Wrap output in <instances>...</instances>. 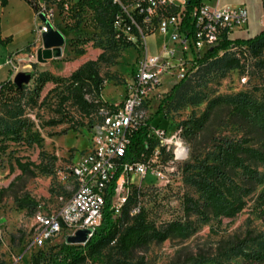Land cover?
Instances as JSON below:
<instances>
[{"label":"rangeland","instance_id":"374dc122","mask_svg":"<svg viewBox=\"0 0 264 264\" xmlns=\"http://www.w3.org/2000/svg\"><path fill=\"white\" fill-rule=\"evenodd\" d=\"M71 1L77 3L80 0ZM52 5L50 2L44 5L45 10L38 13L34 20L33 14L41 10L37 5L34 11L25 0H7L5 5L0 4V25L7 32L6 35L17 30V24L24 19L32 20L31 31L20 32L14 36L13 41L0 44V56L6 58L9 54L5 51L7 45L15 50L37 40L40 37L38 28L43 23L47 27L54 25L60 29L58 32L66 40L63 46L64 56L40 62L37 49L42 43L36 41L26 48L30 60L10 58L16 68L7 62L0 67V82L8 78L10 70L13 71L10 78L12 80L19 72L32 76L29 83L23 85V94H15L7 89L0 96V146L5 147V150L0 149V264H35L37 259L44 258L50 248L67 242L66 235H59L45 246L32 244L35 212H56L75 189L70 172L78 145L69 143L68 138L84 140L89 137L91 130L90 119L72 101L61 103L65 92L64 80L80 65L90 60L96 61L103 54V59L97 61L99 74L105 80L102 98L110 103L120 102L138 56L132 47L114 45L109 32L94 22L88 13L59 17ZM239 5L246 6L249 23L243 30L236 29L232 37L248 39L264 30L261 25L263 0H221V6ZM52 10L55 13L53 25L45 14ZM147 43L149 52L154 54L160 45V38L149 37ZM78 49H82L84 53L78 54ZM2 61L4 58H0V62ZM245 67V73L237 69L222 72L217 67L209 73L202 72L184 101L179 98L172 102L163 101L177 84L167 81L162 86L165 92L162 97L145 105L144 119L165 128L169 135L181 130L180 138L187 149L185 160L175 166V172L167 186L149 189L146 185L156 181L150 173L143 182L138 176L130 179V191L134 188L141 189L143 195L140 197L139 207L144 208L157 227L165 226L175 219L182 218L185 222L182 210L184 198L199 197L196 189L185 180L182 170L185 163L203 158L212 147L214 138L222 136L238 139L244 133V128L231 118L229 105L215 100L246 93L254 100L264 103V53L260 58L246 60ZM45 76L59 78L61 81H49L38 92L40 80ZM242 77L246 78V83L242 82ZM161 102H164L163 109L161 113H157ZM206 111L208 119L202 127L197 128L196 120ZM93 119L98 121L96 116ZM8 128L16 134H4V130ZM27 129H31L33 134L42 139V149L36 143L29 142ZM42 150L48 156L47 161L56 158L52 174L41 173L35 167L22 173L17 168L16 158H20L23 163L39 164ZM161 160L165 161L166 157L163 155ZM260 171L264 174V167ZM262 192L264 183L256 186L245 209L232 219L197 222L189 232L174 234L161 243L151 242L145 249L135 253V262L143 259L146 264H193L191 258L200 254L199 262L206 261L205 264H242L240 258L221 256L219 248L235 238H256V241L248 243L249 251L256 249L260 241L264 240V206L261 207L258 199ZM190 220L194 221L195 218L191 217ZM115 252L104 249L87 258L83 264H114Z\"/></svg>","mask_w":264,"mask_h":264},{"label":"trees","instance_id":"16d2710c","mask_svg":"<svg viewBox=\"0 0 264 264\" xmlns=\"http://www.w3.org/2000/svg\"><path fill=\"white\" fill-rule=\"evenodd\" d=\"M25 1L35 11L36 0ZM6 2L7 0H0L1 5H5ZM86 8L90 11L88 14L92 16L94 22L109 32L114 45L130 47L116 40L111 34L112 8L109 4L103 6L99 0H80L67 17L86 14ZM7 41H9L8 38L2 37L0 26V44ZM220 52L223 53L220 54ZM77 53L83 54L84 51L78 49ZM263 53L264 30L248 39H225L220 46L198 59L197 70L190 77L178 82L163 101L172 102L177 98L184 101L192 92L193 84L198 76L200 77L202 72L209 73L216 67L222 72L237 69L245 73L246 60L254 57L260 58ZM100 59H103V54L98 57V60ZM98 60L87 61L73 71L68 79L64 80L65 92L61 97V103L72 101L77 109L90 119V128L95 123L93 117L98 118L100 108L111 107L101 95L105 80L99 74ZM49 81L59 82L61 80L45 76L40 80L38 92ZM0 84L2 85L1 94L7 89L14 91L15 94H23L24 87H18L12 79H7ZM215 102H225L229 105L231 118L244 128V133L238 139L222 136L214 138L212 147L203 158H195L183 166L186 182L199 193L198 198L186 196L182 202L185 222L182 218L175 219L166 223L165 226L157 227L143 207H140L138 213L132 214L133 208L139 205L140 197L143 195L140 188L130 191L122 207L121 215L115 217L111 202L115 187L113 184L106 198L101 223L92 236L84 244L64 242L52 247L44 258L37 259L35 264H83L87 258L97 255L104 249L116 251V256H113L114 264H146L143 259L135 262L134 256L137 251L145 249L151 242L161 243L174 234L189 232L197 222L232 219L242 212L256 186L264 183V174L260 171V168L264 167V103L254 100L246 93L219 97ZM163 105L164 102L159 104L157 113H161ZM207 119L208 111L196 120V127H202ZM150 123L147 121L145 125H140L131 134L125 156L126 161L146 162L151 157L156 143L149 138ZM11 131L8 128L3 133L16 134ZM27 135L30 143H36L39 148H43L42 139L33 134L31 129H27ZM182 137L184 138V131ZM0 149L5 150V147L0 146ZM40 155L39 164L23 163L20 158H16L15 164L22 173H27L30 167H35L41 173L52 174L56 158L53 157L47 161L48 156L43 150ZM148 188L156 189L153 186ZM258 199L263 207L264 192L258 195ZM191 217L195 220H190ZM251 241H256V238L245 237L230 240L219 248L220 255L228 256L229 259L240 258L242 264H264V240L260 241L256 249L247 251L248 243ZM191 259L193 264L206 263V261L199 262L200 254ZM218 264L225 263L219 262Z\"/></svg>","mask_w":264,"mask_h":264},{"label":"built area","instance_id":"2783aa9c","mask_svg":"<svg viewBox=\"0 0 264 264\" xmlns=\"http://www.w3.org/2000/svg\"><path fill=\"white\" fill-rule=\"evenodd\" d=\"M99 1L112 8V36L132 47L138 56L122 101L109 102L110 108H100L98 121L90 130L89 145L72 162L70 173L75 183L72 195L56 212L34 214V246L42 247L59 235L68 238L84 230L88 232V240L101 223L113 184L111 202L117 217L130 193L131 177L138 176L143 182L150 173L156 181L148 187L167 186L171 182L175 166L187 156L181 130L169 135L165 128L150 123L149 138L156 143L151 157L146 162L125 160L131 134L147 122L145 105L162 97L165 82L178 83L190 77L197 70L198 59L220 46L223 40L234 39L235 30H243L249 23L245 5L221 6V0ZM48 2L59 17H67L76 5L71 0H36L41 9L38 13L45 10ZM86 12L90 11L86 8ZM45 14L52 23L54 11ZM261 25L264 26V14ZM53 28L60 30L54 25ZM47 32V25L41 24L38 33L42 45V36ZM149 37L160 38L154 54L148 49ZM7 64L13 66L12 60ZM241 80L246 83V78ZM1 90L0 84V94ZM163 155L165 161L161 160ZM139 210L138 205L132 214Z\"/></svg>","mask_w":264,"mask_h":264},{"label":"water","instance_id":"95a60500","mask_svg":"<svg viewBox=\"0 0 264 264\" xmlns=\"http://www.w3.org/2000/svg\"><path fill=\"white\" fill-rule=\"evenodd\" d=\"M43 45L37 50V58L40 62H45L52 58H59L63 54V46L65 39L62 35L55 30L53 26L48 27V32L42 36ZM31 75L25 72H19L15 75L13 82L18 86L29 83ZM87 231H78L75 236L67 238V242L70 244H83L87 241Z\"/></svg>","mask_w":264,"mask_h":264},{"label":"crops","instance_id":"0c3cea01","mask_svg":"<svg viewBox=\"0 0 264 264\" xmlns=\"http://www.w3.org/2000/svg\"><path fill=\"white\" fill-rule=\"evenodd\" d=\"M37 14H38V12L33 14L34 20L37 18ZM17 26H19V28L17 30L10 31L8 33L9 35H6L7 32L2 29V37L3 38H8V40L10 42V41L14 40L13 38H14V36H16V34H19L20 32L28 33L29 31H31L30 28L32 27V20H31V18H26L21 23L17 24ZM36 39L37 40H35L34 42H36V41L40 42V38L37 37ZM33 43H30V44L32 45ZM30 44L17 47L15 50H12V48L9 45H7L5 51L8 52L9 54L7 55L6 58L4 56H0V58H4V61L0 62V66L5 65V63L8 60H10V58H14L16 60H30L31 58L29 57V54L26 52V48L28 46H30ZM64 55L65 54L63 53L62 56H64ZM27 66H30V64H27ZM10 71H11V73H10ZM10 71H9V76H8L7 79H10L12 77L13 71L12 70H10ZM6 80H4V81H6ZM4 81H2V82H4ZM88 135H89L88 138H86L84 140H79V141L73 140L71 137H69L68 138V142L71 143L72 145H76V146L78 145L76 148L78 149V152H79V151L84 150L85 148H87V146L89 145V143H90V133ZM75 143H77V144H75ZM78 152H76V156L73 157L72 162L74 160H76V158L78 157Z\"/></svg>","mask_w":264,"mask_h":264}]
</instances>
